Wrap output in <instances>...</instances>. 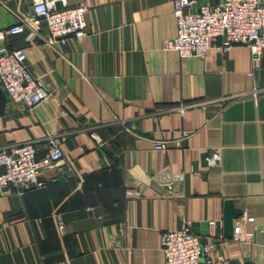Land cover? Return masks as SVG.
<instances>
[{
	"label": "crops",
	"instance_id": "0c3cea01",
	"mask_svg": "<svg viewBox=\"0 0 264 264\" xmlns=\"http://www.w3.org/2000/svg\"><path fill=\"white\" fill-rule=\"evenodd\" d=\"M66 1L86 2L84 37L48 44L40 20L4 43L26 49L50 96L26 108L0 86V147L34 141L41 157L55 135L63 155L45 187H0V264H164L161 233L184 224L217 264H264V49L256 62L244 44L181 58L163 48L173 0ZM31 9L0 0V29ZM225 199L243 211L234 223L254 217L249 241L224 235Z\"/></svg>",
	"mask_w": 264,
	"mask_h": 264
},
{
	"label": "built area",
	"instance_id": "2783aa9c",
	"mask_svg": "<svg viewBox=\"0 0 264 264\" xmlns=\"http://www.w3.org/2000/svg\"><path fill=\"white\" fill-rule=\"evenodd\" d=\"M88 6L85 1L70 5L66 0H32V9L26 16L17 15L16 23L0 29V86L14 102L33 108L50 96L48 85L36 77L26 65V49H7L6 39L33 29L42 20L46 24L48 37L45 42L55 44L69 37L80 39L88 32ZM176 34L164 40L165 50L175 51L179 57L206 59L211 48L225 52L233 45L244 44L256 62L264 49V0H221L211 3L202 0H173ZM191 105V104H189ZM129 130L127 127L125 128ZM97 146L105 141L95 131L89 132ZM48 148L39 157L34 141L0 147V187L14 186L21 190L39 189L46 186L42 170L62 158V149L55 135L47 136ZM155 149L165 151L167 143L153 140ZM214 160L220 155L214 153ZM167 185L170 183L167 182ZM128 197H139L141 191L130 187L125 190ZM264 199V176L262 178ZM58 228H64L60 213H56ZM252 216L244 222H254ZM244 222L233 227L234 241H249L254 229H246ZM211 225H216L211 221ZM214 243L203 244L188 224L161 233L160 249L164 264H217L224 261L222 255L211 256Z\"/></svg>",
	"mask_w": 264,
	"mask_h": 264
},
{
	"label": "water",
	"instance_id": "95a60500",
	"mask_svg": "<svg viewBox=\"0 0 264 264\" xmlns=\"http://www.w3.org/2000/svg\"><path fill=\"white\" fill-rule=\"evenodd\" d=\"M242 209L234 205L233 199H225L222 215V228L225 236L233 234L234 220L242 214ZM207 223H204V225Z\"/></svg>",
	"mask_w": 264,
	"mask_h": 264
}]
</instances>
